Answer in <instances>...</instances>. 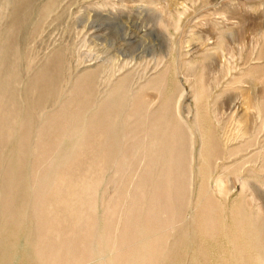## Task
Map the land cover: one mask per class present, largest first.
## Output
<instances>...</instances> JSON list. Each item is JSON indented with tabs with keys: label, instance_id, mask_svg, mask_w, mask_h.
I'll use <instances>...</instances> for the list:
<instances>
[{
	"label": "rangeland",
	"instance_id": "rangeland-1",
	"mask_svg": "<svg viewBox=\"0 0 264 264\" xmlns=\"http://www.w3.org/2000/svg\"><path fill=\"white\" fill-rule=\"evenodd\" d=\"M0 85V264H264V0H0Z\"/></svg>",
	"mask_w": 264,
	"mask_h": 264
},
{
	"label": "bare ground",
	"instance_id": "bare-ground-1",
	"mask_svg": "<svg viewBox=\"0 0 264 264\" xmlns=\"http://www.w3.org/2000/svg\"><path fill=\"white\" fill-rule=\"evenodd\" d=\"M1 86V85H0ZM2 87V86H1ZM139 117H141V116H139ZM79 120V119H78ZM146 121V120H145ZM148 121V120H147ZM153 121H155V120H153ZM151 123V122H150ZM150 125V124H149ZM152 125V124H151ZM155 125V124H154ZM153 125V126H154ZM175 128V127H174ZM167 131V130H166ZM149 132V131H148ZM157 142V141H156ZM182 142V141H181ZM152 143H154V142H152ZM177 143V142H176ZM168 144V143H167ZM151 146V145H150ZM145 147V146H144ZM78 148H79V146H78ZM164 148V147H163ZM169 150V149H168ZM167 151V150H166ZM165 152V151H164ZM144 154V153H143ZM172 154V153H171ZM70 157V156H69ZM164 158V157H163ZM169 160V159H168ZM104 164V163H103ZM148 166V165H147ZM150 171V170H149ZM88 187V186H87ZM87 190V189H86ZM89 191V190H88ZM145 195V194H144ZM170 195V194H169ZM152 196V195H151ZM74 198V197H73ZM138 198V197H137ZM88 206V205H87ZM174 206V205H173ZM153 208V207H152ZM155 208V207H154ZM93 210V209H92ZM92 215V214H91ZM158 216V215H157ZM135 219H136V217H135ZM56 220V219H55ZM135 221V220H134ZM151 222V221H150ZM160 224V223H159ZM133 225V224H132ZM161 226V225H160ZM164 227V226H163ZM165 228V227H164ZM126 229V228H125ZM99 238V237H98Z\"/></svg>",
	"mask_w": 264,
	"mask_h": 264
}]
</instances>
